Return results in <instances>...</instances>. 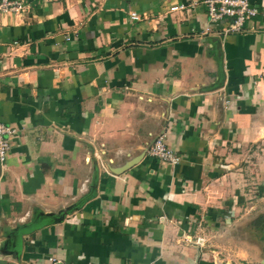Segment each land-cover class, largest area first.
Here are the masks:
<instances>
[{
	"label": "crops",
	"instance_id": "obj_1",
	"mask_svg": "<svg viewBox=\"0 0 264 264\" xmlns=\"http://www.w3.org/2000/svg\"><path fill=\"white\" fill-rule=\"evenodd\" d=\"M248 1L257 16L228 34L203 0L0 12L16 130L0 264H264V0ZM159 135L177 165L147 154Z\"/></svg>",
	"mask_w": 264,
	"mask_h": 264
},
{
	"label": "built area",
	"instance_id": "obj_2",
	"mask_svg": "<svg viewBox=\"0 0 264 264\" xmlns=\"http://www.w3.org/2000/svg\"><path fill=\"white\" fill-rule=\"evenodd\" d=\"M206 8V14L210 21H225L226 26L222 32L241 33L245 30L246 24L257 16L258 10L253 7L248 0H203ZM178 7H172V10ZM24 9L23 0H0V12L10 11L20 13ZM133 18H136L133 16ZM16 130L8 125L0 123V164L5 160L10 149V138L15 134ZM147 154L157 159L160 163L166 165H177L181 157L166 145L163 135L157 136L149 145ZM51 264L58 261L51 257Z\"/></svg>",
	"mask_w": 264,
	"mask_h": 264
},
{
	"label": "rangeland",
	"instance_id": "obj_3",
	"mask_svg": "<svg viewBox=\"0 0 264 264\" xmlns=\"http://www.w3.org/2000/svg\"><path fill=\"white\" fill-rule=\"evenodd\" d=\"M261 196H262V198H263L264 194H262Z\"/></svg>",
	"mask_w": 264,
	"mask_h": 264
}]
</instances>
